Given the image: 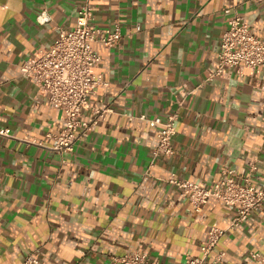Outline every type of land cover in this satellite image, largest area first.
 I'll list each match as a JSON object with an SVG mask.
<instances>
[{"label": "crops", "instance_id": "0c3cea01", "mask_svg": "<svg viewBox=\"0 0 264 264\" xmlns=\"http://www.w3.org/2000/svg\"><path fill=\"white\" fill-rule=\"evenodd\" d=\"M82 2L0 0V127L10 130L0 135V264H23L30 253L42 264H117L114 256L137 250L185 264L235 209L211 199L195 210L169 182L173 174L208 186L232 168L240 182L251 175L264 186V67L211 77L233 15L264 39V0H92L94 23L123 34L113 47L92 43L102 57L94 71L107 84L90 104L109 110L73 151L58 153L63 112L21 64L74 27ZM174 112L175 153L154 158L157 127L139 116ZM251 252L264 254V204L209 259L258 264Z\"/></svg>", "mask_w": 264, "mask_h": 264}, {"label": "built area", "instance_id": "2783aa9c", "mask_svg": "<svg viewBox=\"0 0 264 264\" xmlns=\"http://www.w3.org/2000/svg\"><path fill=\"white\" fill-rule=\"evenodd\" d=\"M226 13L230 9L225 10ZM95 6L92 0H83L80 5L73 28H60L58 36L46 49H40L34 56L24 60L21 73L29 78L37 90L45 97L47 103L63 112L64 127L56 135L52 149L58 153L71 152L77 142L97 123L103 112L109 109L91 107L90 98L95 90L107 84L100 74L94 71L102 57L93 49V42L106 46L118 45L123 39L119 25L103 28L94 23ZM49 17H38L45 23ZM264 67V39L251 31L250 24L236 14L228 20V27L221 38L219 64L212 76H218L229 69L238 73L245 68L260 71ZM92 108V120L84 119L86 111ZM178 112L167 118H148L141 114L140 119L148 125L157 127L158 145L153 157H170L175 153L174 137L177 133ZM133 119L134 116H129ZM0 135H10L8 128L0 127ZM252 169H256L253 165ZM232 168L222 170L220 178L211 185L202 186L192 180L178 178L174 174L169 182L174 184L183 198L189 200L193 208L201 211L211 199L234 207L235 216L227 228L211 226L207 239L201 245V256H187L185 264H222V253L211 261L209 256L221 237L234 230L259 212L264 204V186L254 184L251 175L240 182ZM251 258L258 264H264V254L251 252ZM117 264H166L150 258L143 251H134L113 257ZM23 264H42L33 253L28 254Z\"/></svg>", "mask_w": 264, "mask_h": 264}]
</instances>
